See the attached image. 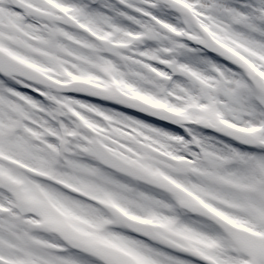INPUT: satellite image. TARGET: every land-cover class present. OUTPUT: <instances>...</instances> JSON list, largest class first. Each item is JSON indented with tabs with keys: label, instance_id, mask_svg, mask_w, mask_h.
<instances>
[{
	"label": "snow or ice",
	"instance_id": "obj_1",
	"mask_svg": "<svg viewBox=\"0 0 264 264\" xmlns=\"http://www.w3.org/2000/svg\"><path fill=\"white\" fill-rule=\"evenodd\" d=\"M0 264H264V0H0Z\"/></svg>",
	"mask_w": 264,
	"mask_h": 264
}]
</instances>
